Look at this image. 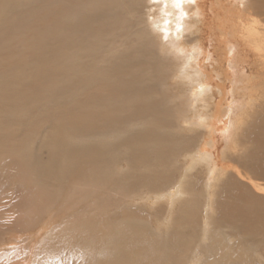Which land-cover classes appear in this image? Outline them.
Instances as JSON below:
<instances>
[{
	"label": "bare ground",
	"instance_id": "obj_1",
	"mask_svg": "<svg viewBox=\"0 0 264 264\" xmlns=\"http://www.w3.org/2000/svg\"><path fill=\"white\" fill-rule=\"evenodd\" d=\"M8 4V8H0V56L13 53V39L8 37L10 33L28 29L30 32L23 43H32L35 48L33 50L38 52V59L55 58L56 70H60L57 78L63 85L58 90L59 98L51 96L54 100L50 102L49 97L48 106H63L69 100L73 101L71 103L77 110L71 114L74 118L71 116L65 120L61 119L65 112H61L57 122L65 123H55L54 131L45 137V142L39 147L41 151L46 147L49 149V158L44 165L39 162V154L27 148L30 158L28 171L35 175L37 183L45 186L42 189L48 195V201L54 198L55 192L51 188L57 182L70 180L63 173L65 171H71V176L81 171V177L86 178L85 183H95L98 186L95 188H104L107 183L117 181L118 186L126 183L124 185L132 188L139 183L148 186L162 183V180L157 182L151 172L169 164L175 165L178 159L182 162L178 160L182 165V174L186 175L204 160L201 150L208 140L207 135L223 133L229 129V99L232 95L235 97L237 92L246 94L242 99L245 101L242 107L245 108V116H252L249 110L255 111L253 117L247 119L243 114L238 118L232 117V141L234 143L236 139L237 148L241 140L243 142L245 139L246 145L242 146V151H245L244 163L251 165L250 169L253 168L257 176H264V0H185L180 8L175 7L171 0H161L156 4L152 0H9ZM172 28L178 32H175L173 38L167 35L169 39L166 41L165 32ZM186 33L190 36L185 41L182 36ZM177 45L181 46L175 48ZM155 51L160 53L163 61L157 58ZM178 51L188 56L184 59L185 67L193 55L192 66L189 64V68H179ZM25 66L24 61L22 64H5L0 61V95L4 97L0 109L5 116L15 120L10 105L18 108L14 102L20 97L17 93L21 94L24 89L50 80L47 78L50 73L46 74L45 71V74H40L42 76L37 75L41 77L37 78L39 81L35 79L26 85L16 76L19 82L15 86L21 92L15 91L13 87L10 90L4 89L6 80L13 78L12 73L17 68L22 71ZM72 74L76 79L71 78ZM202 81L209 82V93H206L209 102L200 107L197 104V108H193L195 99L190 90L197 92L195 88H202ZM162 82L166 87H171L167 94H163L165 89L160 88ZM6 101L11 103H2ZM178 101H185V111L178 108L181 106L176 105ZM175 127L179 131L171 130H175ZM199 128L205 131V136L201 143L198 142V147L194 148L196 137L190 133ZM34 129L36 131L38 128ZM115 134L124 135L112 138ZM34 143L33 140L32 146ZM248 145L251 148H246ZM113 150L121 153L117 160L126 162V168L130 169L128 174H123L117 160H109ZM101 159L107 164L112 162L116 170L111 169L108 171L110 173L102 171L100 180L95 178V173L101 172L96 168ZM8 164L21 166L20 162L13 160L8 161ZM88 166L90 171H82ZM173 174L169 173L163 181L172 183ZM226 174L227 171L219 173L228 177ZM78 176H75L76 179ZM237 176L242 175L238 172ZM232 179L226 183L218 197V210H213L218 213L215 220L217 228L226 231L213 232L211 244L203 247V254L211 258V264H264V184L253 181L251 176L248 178L259 193L255 196L237 183V179ZM20 186L17 190L21 191L23 188ZM155 187L160 188V185ZM183 188L179 186L178 191L166 193L163 197L175 199L178 192L184 194ZM29 192L25 194L26 199ZM39 197L34 196L33 200ZM28 199L32 201V197ZM208 201L212 203L211 197H208ZM205 207V211L211 208L209 203ZM209 216L205 221L206 228ZM93 217L90 213L82 218L83 223L74 222L71 228L66 227V231L61 234H66L67 239L65 236V239H60L61 235L58 239L52 238L47 253L38 249L35 264H158L160 259L156 260L157 255L150 254L147 245L142 244L139 234H136L138 231L121 226L123 230L119 233L125 235L123 238L126 241H119L112 234L117 231L104 232L103 224H95ZM229 235L248 238L247 243L251 245L244 247L239 244L233 247L226 243ZM70 236L74 237L70 239ZM253 240L260 241V244L255 245ZM166 254L164 264H171L176 249L171 246ZM32 261H13L9 264H33Z\"/></svg>",
	"mask_w": 264,
	"mask_h": 264
},
{
	"label": "rangeland",
	"instance_id": "obj_2",
	"mask_svg": "<svg viewBox=\"0 0 264 264\" xmlns=\"http://www.w3.org/2000/svg\"><path fill=\"white\" fill-rule=\"evenodd\" d=\"M8 1L9 0H0V8H8ZM168 30H166V34L164 33L166 35V41L170 37H175V32H178V30L176 31V29L174 28ZM29 32L30 31H28V29L24 28L22 32L10 33L8 35L10 39H13V53L11 55H7V53L2 54L0 56V61L5 64H22V62L24 61L26 66L22 71H18L17 68L16 72L12 73L13 78L10 80H6L5 86L3 88L10 90V87H13L15 91L21 92L20 89L15 86L19 82V80H16V76L19 77L20 81H23L22 84L26 85V83L34 81L35 79L36 82L39 81L37 80V78L40 79V76L45 74L44 71L46 72V74L50 73V76H47V78L50 80H48V82L45 84H36L31 88L24 89L21 94L17 93V95L20 97L19 99L14 100V102L16 103L18 108L10 105V108L14 110L13 114L16 116V120L5 116L3 114L4 111L1 112L0 109V166H4V168L6 166L5 169L0 168V249H2L0 250V261H2L0 262V264H5V262L6 264H9L13 261L24 262L25 260L30 261L31 259L33 260L31 263L35 264L36 262L34 258L36 257V252L38 249L46 251L47 253V249H50L48 248L50 243L49 241H51L52 238L58 239V236L61 235L60 239H62L64 236L67 239L66 234H61V232H65L66 227L68 229L71 228V226L75 224L74 222L83 223L82 218L90 215V213L94 216L93 219H96L93 220L95 224H98L99 226L103 224L104 232L117 231L116 233L112 234H114L115 237H118L117 239L119 241H126V239L123 238V236L125 235L123 233H119L123 230L121 226H127L133 231H138L136 232V234H139L138 236L142 244L147 245L150 254L157 255L156 260L159 261L160 259L158 264H164V256L167 255L166 253L169 249H171V246L176 249V255L173 257L171 264H211V258H208L207 255L203 254L202 249L203 247L209 246L211 244L210 237L212 233L219 230L215 221L218 217V213L213 212V210L216 211L217 209L216 207L219 204L218 197H220V195L222 194L226 183L229 180H233L232 178H234L235 180L237 179V183H239L243 187L245 186L249 190V192L255 196H257V194L259 193L255 190L254 186H252L253 184L249 182L248 178H250L251 176V179L253 181L264 184V176H257L255 174V171L252 170L253 168L250 169L252 166L244 163L243 154L245 151H242V146L244 145L245 147L246 145L245 139L243 140V142L241 140L237 148L236 139L234 143L232 141L233 132H231V130L233 131L234 127L232 119L238 118L240 114H243L246 119L249 116L253 117L255 111L254 109V111L251 109V111L249 110V114H251L252 112V116H245V108L242 109L245 101L242 99L246 94L244 92H237L235 97H233V95L230 96L229 110L231 112V117L229 118L230 120L228 119L229 121L227 123V129H229H226L227 131L223 133H210L209 135H207L206 140H208L205 143L204 148H202L203 150H201L203 152L202 158H204V160L200 162L203 163H197L189 172L187 170L188 173L186 175L182 174V165L178 163V160H180L181 164L182 162L181 159H178L175 165L169 164L168 166L166 165L160 167L158 170L151 172L153 173L152 175L155 176V179L158 180L157 182L162 180L160 181L162 183H154L150 186L146 185L145 183H139L138 186L136 185L133 188L130 186V188L128 185H124L126 183H123L121 185L119 184L120 186H118L117 181L116 183H107L104 188L103 186L97 188L98 186L95 183H92L91 185L85 183L86 178L81 177V171L77 175H75H79L77 179L75 176H71V171H65L63 173H66L67 180H70L67 182H64V180H60L61 182H59H63L62 184L57 182L56 185L51 188V190H53L55 194L56 192L58 193L56 195L53 193L54 198L51 197L52 201H48V195H45L46 192L44 193L45 190L42 189L45 186L37 183L38 179L34 174L28 171L30 161V158L28 157V149L31 148L34 154H39V162L44 165V163H46L49 158V149L46 147L41 151L39 150V147L45 142V137L48 135V133H52L54 131L55 123L58 125H62L65 123L64 121L57 122L59 120L58 117H61L62 115L61 112H65V115L61 117L62 120H65L71 117V114L77 110L74 108L73 103H71L73 101L69 100L66 101L63 106H54V104L48 106L47 101L49 97L51 98L49 100L50 102H53L54 97L55 99L59 98L58 90L63 85V82L60 79L58 80L57 78L60 74V70H56L55 65L57 63V60L55 58L51 56L49 58L43 57L42 59H38V52H35L36 50H33L35 48L34 46H32V43H23V40L26 38ZM167 35L169 38L167 37ZM189 36L190 35L186 33L182 36V38L186 41ZM162 37L165 36L162 35ZM175 43H177V41ZM179 46L181 45H177L175 46V48ZM178 52L180 53L177 57L179 68H181V66L185 67L184 59L188 56L181 51ZM155 53L160 61L164 60L160 58V53L158 51H155ZM190 57L191 61L189 64L190 66H192L193 55ZM72 58V60L74 61L75 58ZM168 59L171 60L170 57ZM88 60L90 61L91 59ZM174 60L175 58H173L172 61ZM193 61H195V59ZM189 64H187L185 68H187ZM41 73L42 75H40ZM53 73L55 74L54 76ZM38 74L40 75L39 77L37 76ZM82 76L84 78L86 77V75ZM93 76L94 75H89V77ZM4 77L7 78L6 72H4ZM233 77H235L234 74ZM71 78L74 80L76 79V76H73L72 74ZM162 84L165 85L163 82ZM201 84L202 88L196 86L195 91L197 92H193L192 90H190L193 93L195 99L193 108H197V104L200 107L201 104L204 105L209 102V96L207 95L209 93V82L202 81ZM83 85H85L84 82ZM163 85H161L160 88L165 89L163 91V94H167L169 92L168 90H170L171 87H166V85ZM25 90L27 91V93H25ZM204 94L207 96H205ZM51 96H53V98ZM3 99L4 97L0 95V102L3 101ZM7 102L11 103L10 101L2 103ZM184 103L185 101H178V103L176 104L181 105L178 107L181 109V111H185L186 109ZM175 110L177 109L175 108ZM72 118L74 117L72 116ZM245 118L242 119L245 120ZM30 120H32V122ZM229 124L232 127L231 129ZM34 127L38 129H36L35 131ZM174 129L175 130H171L179 131V129L176 127ZM204 132L205 131L202 128H199L198 130H194L190 133V135L192 134L191 136L196 137V142L193 145L194 148L198 147V142L201 143V139L205 136ZM122 135L124 134H115V136H113L112 138H116V136L120 137ZM33 140L35 142L34 146H32L31 144L33 143ZM28 142H30V144ZM230 147L232 149L234 148V151ZM246 148H251V146L248 145ZM124 156L125 153L123 154V157ZM119 157H121V153L113 150L109 154L110 159H108L113 161L117 160V158ZM181 157L184 158V155H182ZM10 160H13V162H20L21 166H11L10 164H8V161ZM99 162H97L96 168L101 172L96 171V179H102V171L106 173L111 169L113 171L116 170L114 169L115 165H113L110 161V164H107V162L104 163L102 159ZM117 162L118 164H120V166L118 167L122 169L123 174H128L130 169L128 170L126 168V162L122 160H117ZM205 164L207 165L205 166ZM186 167L189 168L188 166ZM223 168L225 170H223ZM83 170L90 171V167L88 166L86 169H82V171ZM159 170L161 171L160 173L157 172ZM224 171H227L228 174H226V176L228 177L219 175V173L223 174ZM238 172H240L242 176H237ZM155 173H158L159 175L157 176L155 175ZM169 173L174 175L172 177L173 181L172 183H165L163 180L167 177V175H169ZM59 175L61 176V174ZM154 176H152L150 181ZM180 181H183V183H180ZM99 183L102 182L100 181ZM158 184L160 185V188L155 187ZM19 185H22L20 187H22L23 190H17ZM95 186L97 187L95 188ZM179 186H182V188L184 187V194H181L182 192H178V196L174 197L175 199H168L167 197L165 199V197H163V195L166 193H175ZM125 188H128V191H126ZM51 190L49 191L50 195L52 194ZM28 191H31L29 192L30 195L28 196V198L32 197V201L28 198H25V196H27L25 194ZM39 192H41L40 197ZM209 193L211 195H209ZM34 196H37L39 198L33 200ZM208 197H211V204L210 201H208ZM67 199L70 200L67 201ZM169 200H172L173 202ZM207 201L211 208L205 211V206L206 204H208ZM28 209L30 211H28ZM207 216H209L210 219L209 225H207L208 227L206 228L205 221H207ZM225 231L226 229L223 228L219 230L220 233H225ZM128 233L130 234V232ZM141 233L142 235L140 236ZM65 237L63 239H65ZM71 237L73 238L74 236H70V239H72ZM147 238H150L151 240H148ZM227 238L228 239L226 243L232 245L233 247L239 244H242V246L244 247H248L246 245H251V243H247L248 238H242L241 235H238L237 237L229 235L227 236ZM147 240L148 243L146 242ZM181 241L183 242V244ZM256 241L257 240H253L252 242L255 245L260 244V241ZM189 244H191V246H189ZM39 247L42 249H40ZM43 248H45V250ZM25 250L27 253H25ZM50 252L51 251H49V253ZM158 255L160 256V258Z\"/></svg>",
	"mask_w": 264,
	"mask_h": 264
},
{
	"label": "snow or ice",
	"instance_id": "obj_3",
	"mask_svg": "<svg viewBox=\"0 0 264 264\" xmlns=\"http://www.w3.org/2000/svg\"><path fill=\"white\" fill-rule=\"evenodd\" d=\"M160 2H161V0H152L153 4L160 3ZM171 2L177 8H180L184 4V0H171ZM191 2H192V0H191Z\"/></svg>",
	"mask_w": 264,
	"mask_h": 264
},
{
	"label": "clouds",
	"instance_id": "obj_4",
	"mask_svg": "<svg viewBox=\"0 0 264 264\" xmlns=\"http://www.w3.org/2000/svg\"><path fill=\"white\" fill-rule=\"evenodd\" d=\"M184 2H185V0H184ZM188 2H191V0H188Z\"/></svg>",
	"mask_w": 264,
	"mask_h": 264
}]
</instances>
